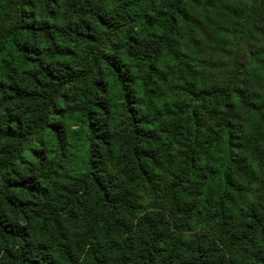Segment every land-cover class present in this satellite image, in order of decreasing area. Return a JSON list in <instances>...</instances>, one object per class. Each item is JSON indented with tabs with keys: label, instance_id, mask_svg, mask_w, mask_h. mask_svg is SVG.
<instances>
[{
	"label": "clouds",
	"instance_id": "1",
	"mask_svg": "<svg viewBox=\"0 0 264 264\" xmlns=\"http://www.w3.org/2000/svg\"><path fill=\"white\" fill-rule=\"evenodd\" d=\"M0 51V264H264V0H0Z\"/></svg>",
	"mask_w": 264,
	"mask_h": 264
},
{
	"label": "trees",
	"instance_id": "2",
	"mask_svg": "<svg viewBox=\"0 0 264 264\" xmlns=\"http://www.w3.org/2000/svg\"><path fill=\"white\" fill-rule=\"evenodd\" d=\"M38 35L42 37L41 43L38 45V47L41 49L48 47L47 39L44 38V34L42 32H38ZM33 43L35 44V39H33ZM4 55H5V53L0 51V58H2ZM16 55L18 57H21V59L18 60L19 72L21 74L30 73L36 65V60L31 58L28 55V53L22 52L19 48L16 49ZM34 55H35V53H32V56H34ZM57 55L59 56L60 54L58 53ZM5 79H8V78L5 77ZM19 99H20L19 93H17L16 96L12 98L13 102H15ZM33 154H35V153H33ZM17 187H22V185H18ZM4 255L7 257V261L4 262V264H23L22 260H17L14 257V255L8 250H5Z\"/></svg>",
	"mask_w": 264,
	"mask_h": 264
}]
</instances>
